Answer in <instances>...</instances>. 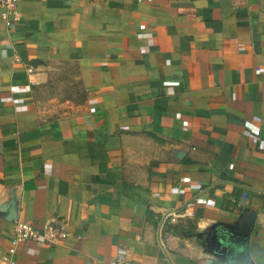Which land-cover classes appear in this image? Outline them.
I'll return each instance as SVG.
<instances>
[{
    "label": "crops",
    "instance_id": "1",
    "mask_svg": "<svg viewBox=\"0 0 264 264\" xmlns=\"http://www.w3.org/2000/svg\"><path fill=\"white\" fill-rule=\"evenodd\" d=\"M18 13L0 18V262L14 223L53 221L66 237L16 264H264V0ZM57 77L81 98L40 100Z\"/></svg>",
    "mask_w": 264,
    "mask_h": 264
},
{
    "label": "built area",
    "instance_id": "2",
    "mask_svg": "<svg viewBox=\"0 0 264 264\" xmlns=\"http://www.w3.org/2000/svg\"><path fill=\"white\" fill-rule=\"evenodd\" d=\"M21 0H0V18L9 26L19 16L18 6ZM143 36H150L146 34ZM165 85H176V83H165ZM66 237L63 226L56 222L48 221L44 224L42 229L23 222L14 223L12 248L9 251V257L4 258L0 264H16L13 255L15 247L22 242L34 241L42 242L44 244H55ZM109 264H131L123 254H117Z\"/></svg>",
    "mask_w": 264,
    "mask_h": 264
},
{
    "label": "rangeland",
    "instance_id": "3",
    "mask_svg": "<svg viewBox=\"0 0 264 264\" xmlns=\"http://www.w3.org/2000/svg\"><path fill=\"white\" fill-rule=\"evenodd\" d=\"M67 68H68V66H67ZM69 69L71 70V69H73L71 66H69ZM58 73V72H57ZM59 74V76H61V73H58ZM54 81H56L53 85H52V87H51V89H49V90H47L46 92H44L42 95H39L38 97H39V99L40 100H46V99H48L49 97L50 98H57L60 102H64V101H66V102H71V101H74V99H79V98H81V96L80 95H78V96H72V95H67V94H64L63 92H62V90L63 89H60V82H61V80L59 79V77H57ZM55 85L57 86V87H55ZM58 90V91H57ZM64 112H62V111H58L57 113H54L53 115H55V114H58V115H61V114H63Z\"/></svg>",
    "mask_w": 264,
    "mask_h": 264
}]
</instances>
